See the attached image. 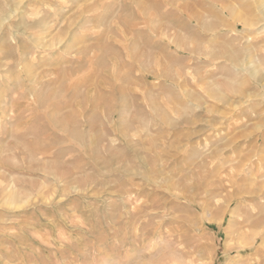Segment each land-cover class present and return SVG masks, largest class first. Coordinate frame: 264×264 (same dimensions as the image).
Listing matches in <instances>:
<instances>
[{"label":"rangeland","instance_id":"1","mask_svg":"<svg viewBox=\"0 0 264 264\" xmlns=\"http://www.w3.org/2000/svg\"><path fill=\"white\" fill-rule=\"evenodd\" d=\"M0 264H264V0H0Z\"/></svg>","mask_w":264,"mask_h":264},{"label":"bare ground","instance_id":"2","mask_svg":"<svg viewBox=\"0 0 264 264\" xmlns=\"http://www.w3.org/2000/svg\"><path fill=\"white\" fill-rule=\"evenodd\" d=\"M230 57H232V56H230ZM237 59H238V57H237ZM243 60V59H242ZM244 61V60H243ZM240 62V61H239ZM250 62H252V61H250ZM239 65V64H238ZM257 72V71H256Z\"/></svg>","mask_w":264,"mask_h":264}]
</instances>
